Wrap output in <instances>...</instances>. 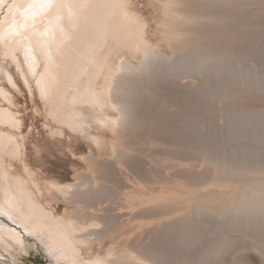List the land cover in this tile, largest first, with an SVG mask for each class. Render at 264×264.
<instances>
[{
    "label": "bare ground",
    "instance_id": "6f19581e",
    "mask_svg": "<svg viewBox=\"0 0 264 264\" xmlns=\"http://www.w3.org/2000/svg\"><path fill=\"white\" fill-rule=\"evenodd\" d=\"M131 2L146 43L116 39L135 32L119 16L87 31L82 23L70 27L72 38L56 55L61 66L45 73L38 59L36 71L51 86L47 100L25 60L29 33L0 41V167L12 178L0 179V207L14 217L0 216V264H17V254L30 250L57 264L49 247L66 228L85 238V258L114 264H248L249 252L264 264V108L246 102L252 93L264 96V0ZM0 19L6 35L13 23L7 6ZM16 21L25 22L19 11ZM186 78L192 81L181 83ZM10 114H19L20 131L10 127ZM13 134L24 137L15 141L18 159L9 150ZM133 136L179 159L197 154L209 168L190 172L173 163L178 179L128 185L113 207L112 177L129 180L119 165L150 183L158 177L129 154ZM65 158L89 170L67 182L50 170Z\"/></svg>",
    "mask_w": 264,
    "mask_h": 264
},
{
    "label": "snow or ice",
    "instance_id": "6c2138e0",
    "mask_svg": "<svg viewBox=\"0 0 264 264\" xmlns=\"http://www.w3.org/2000/svg\"><path fill=\"white\" fill-rule=\"evenodd\" d=\"M7 6L13 17V23L9 26L7 34L0 31V41L5 39L12 40L14 37H25V33H29L26 37L29 40L25 47V60L28 63L29 70L36 79V84L40 90L42 100H47L50 95V85L44 80V73H37L38 59L45 60V73L48 72L50 65L55 64L59 68L60 62L56 59V55L60 53V46L64 41L72 38L71 32L68 30L72 26L83 24L87 31L90 27L95 26L99 21L104 22L115 19L117 16L128 25H135V32L128 30L121 34L117 33L116 39L132 40L136 39L143 41V30L146 25L142 20L131 10L134 5L131 0H28L27 6L17 4L16 0L13 3L6 5V0H0V8ZM164 7H171L165 4ZM21 12L24 17V23L16 21V12ZM47 20V24L38 27ZM31 21V23H28ZM67 22V23H65ZM4 21L0 19V29L3 28ZM146 43V42H145ZM139 47V44L136 45ZM39 50V57L36 55ZM11 82V81H10ZM58 82L54 80L53 85ZM28 81L25 79V84ZM93 103L95 101H92ZM19 114L9 115V125L13 132L20 131L23 127ZM69 128L73 131L76 129L69 124ZM29 131L31 129L29 128ZM3 134L0 133V147H2ZM23 135L16 137L14 134L7 137L9 142V150L13 148L12 153L19 158V144L15 143L17 139H23ZM27 171V169H25ZM0 179L11 180L6 171L0 167ZM11 201L9 204L11 206ZM0 216H7L9 219H14L11 211H6L0 207ZM79 246V247H78ZM87 247V242L83 236L75 235V229L66 228L62 238L59 241H54L49 247V255L57 259V264L64 261V264H114L107 257H89L85 258L82 249Z\"/></svg>",
    "mask_w": 264,
    "mask_h": 264
},
{
    "label": "rangeland",
    "instance_id": "374dc122",
    "mask_svg": "<svg viewBox=\"0 0 264 264\" xmlns=\"http://www.w3.org/2000/svg\"><path fill=\"white\" fill-rule=\"evenodd\" d=\"M2 16H3V14L1 15V17ZM166 75L167 74L163 73L160 76V81H162L161 88H163L165 91H166V89L169 88V85L167 86L165 83L166 81L163 82V80H167V78L169 77V75H167V77H166ZM164 77H166V78L164 79ZM188 81H192V79L191 78L182 79L181 83L182 82H188ZM172 85H173V83H172ZM259 95L260 96L253 94V93L250 95H247L246 96V102L251 106H256L258 108H264V103H263L264 102V96L261 94H259ZM142 101L143 102H142L141 107H140V112L143 111L144 107L146 106L145 102H147V100L145 98L144 100L142 99ZM142 106H143V108H142ZM194 129H195V126L193 127V130ZM138 132H136V133H138ZM135 137L136 136H133L132 139L129 141V144L127 145L129 154L132 155L134 158L137 157V159L140 161V163L142 164V167L144 169H150V170L156 171L158 174V177L156 178L157 179L156 181H154L153 183H150L149 182L150 180H145V179L141 180L137 175L133 174L127 165H119L122 168V170L127 173L129 180L126 181V184L124 183V185H123L122 182L118 183L116 181L118 176L112 177L113 178L112 181H113L114 185L117 187V188L113 187L114 191H112V196L109 199L110 201H112L111 206H113V207L115 206V203L120 202L119 201L120 195L118 193L122 190L123 191L127 190L128 185L140 182L141 184L146 183L149 185L153 184L155 186H161L164 184L161 179H170V178L178 179L177 178V176L179 175L178 174V167L175 165H172L173 163H175V164L181 163L190 172L202 171V170H205L206 168H209L206 161L204 159H202L201 156H199L197 154L190 153L186 156H183L184 159H179L178 158V157H180L179 154L171 153L169 151L160 150L157 147H154L153 149H148L146 145L141 146L142 144L137 143ZM78 152L80 153V156H81V154L83 156L85 150L83 147H81L80 150H78ZM77 157L78 156H76V158H73V160H75V161L78 160ZM102 158L105 160H112V159H110V157H106V156H103ZM155 163H158L159 165H161L162 172L158 168H156ZM52 164H53V165H51L52 167L50 166V170L52 171V173H54L58 176L60 175V177L62 176V178L64 180H66L67 182L72 181V178L76 174V172L89 170L86 163L83 160L78 161L77 165H72L69 163V160H67V158H65V160H55V161L52 160ZM107 167L110 171H112V167H113L112 163H109ZM106 170H107V168H106ZM116 183H118V185ZM208 185H210V184H203L200 187H206ZM31 251L32 250L29 251L30 252L29 254H23V253L21 255L17 254V256H18V259L16 260L17 264H39L40 263L39 257H36L35 253H33V251L32 252ZM232 254H228L226 256V258H222V260L228 261L232 257ZM244 259L246 260V263H248V264H258L259 263L255 253H254V255H253V253H250V252L248 254L244 253Z\"/></svg>",
    "mask_w": 264,
    "mask_h": 264
},
{
    "label": "water",
    "instance_id": "95a60500",
    "mask_svg": "<svg viewBox=\"0 0 264 264\" xmlns=\"http://www.w3.org/2000/svg\"><path fill=\"white\" fill-rule=\"evenodd\" d=\"M11 227L12 228H16V226H13V225ZM33 253H35L36 257H39V259H40V263L39 264H49L48 263V259H46L45 255L41 251H37V252H33Z\"/></svg>",
    "mask_w": 264,
    "mask_h": 264
}]
</instances>
